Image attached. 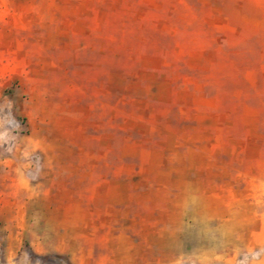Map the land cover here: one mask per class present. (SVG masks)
I'll return each mask as SVG.
<instances>
[{"label": "rangeland", "instance_id": "rangeland-1", "mask_svg": "<svg viewBox=\"0 0 264 264\" xmlns=\"http://www.w3.org/2000/svg\"><path fill=\"white\" fill-rule=\"evenodd\" d=\"M263 259L264 0H0V264Z\"/></svg>", "mask_w": 264, "mask_h": 264}, {"label": "bare ground", "instance_id": "bare-ground-1", "mask_svg": "<svg viewBox=\"0 0 264 264\" xmlns=\"http://www.w3.org/2000/svg\"><path fill=\"white\" fill-rule=\"evenodd\" d=\"M183 187L184 191L179 195V199L183 210L182 216L184 217L190 207L197 208L199 206V204L202 202V198L191 184H184ZM235 221H237L236 216L232 214V221L226 224L225 227V236L229 242L232 241L235 233L238 234L240 228V225ZM261 264H264V259L262 260Z\"/></svg>", "mask_w": 264, "mask_h": 264}]
</instances>
